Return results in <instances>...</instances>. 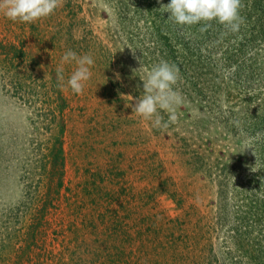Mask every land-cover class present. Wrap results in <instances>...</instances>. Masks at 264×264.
I'll return each instance as SVG.
<instances>
[{"label":"rangeland","instance_id":"1","mask_svg":"<svg viewBox=\"0 0 264 264\" xmlns=\"http://www.w3.org/2000/svg\"><path fill=\"white\" fill-rule=\"evenodd\" d=\"M133 3L60 0L32 23L0 10V264H264V217L249 233L230 223L264 153V122L251 128L255 103H243L235 67L222 61L239 33L216 20L210 37L187 31L200 45L188 66L197 81L179 75V119L155 128L130 106L143 95V69L161 60L187 69L155 50ZM240 10L255 36L244 52L230 50L255 59L246 78L262 102L264 0ZM69 49L95 61L79 94L67 86L75 61L63 80L57 73Z\"/></svg>","mask_w":264,"mask_h":264},{"label":"clouds","instance_id":"2","mask_svg":"<svg viewBox=\"0 0 264 264\" xmlns=\"http://www.w3.org/2000/svg\"><path fill=\"white\" fill-rule=\"evenodd\" d=\"M59 3L60 0H0V10L12 21L32 23L52 14ZM162 7L168 13V19L180 26L216 20L220 24L230 26L232 31H237L242 21L239 14L240 0H169L167 4H162ZM137 59L140 60L139 57ZM72 61H75L77 67L68 77L67 86L79 94L91 78V66L95 61L91 54L78 55L71 49L67 50L61 58V66L57 68L61 80L63 64ZM143 71L144 75L140 77L143 95L136 97L135 103L130 105L132 112L151 121L155 128L167 129L170 124L178 121L177 108L184 103L183 97L173 88L179 79V68L161 60ZM115 75L119 80L120 74ZM159 110L168 114L167 120ZM248 148L253 149V146L251 142L245 141L243 151ZM257 170L259 168L255 171Z\"/></svg>","mask_w":264,"mask_h":264},{"label":"trees","instance_id":"3","mask_svg":"<svg viewBox=\"0 0 264 264\" xmlns=\"http://www.w3.org/2000/svg\"><path fill=\"white\" fill-rule=\"evenodd\" d=\"M132 1L134 2L133 5H135V7L137 6V9L144 8L145 10L144 19L150 27V33L152 41L155 45V50L161 55L169 57L170 59L172 58L177 63L182 62L183 66H185L187 70L179 72V75L180 78L184 77L183 75L188 73V66L194 65L196 62L199 63L200 59V56L196 55L199 52L200 45L198 44V41H192L188 38V32L193 34L199 30H204V36L210 37V34L214 30L219 31L220 26H218L214 20L203 24L201 27H199V24L202 21L198 24L187 26L177 25L173 22V20L168 19V13L165 12V9L162 7V4H167L169 0ZM141 1H143L144 4H142ZM241 2L242 0H240V6ZM239 14L242 17L240 27L237 30L240 40L237 41L236 45H229V43L226 45L223 52L225 55H223L222 61L229 66L234 65L235 69L231 83L234 86V90L238 89L239 95L243 98V103H255L257 116L254 117V122L250 126L251 128H257L264 122V101H260L258 92H253V81L251 82V79L248 80V78H246L247 71L253 70L255 59L243 58V56L236 55L238 53H232L234 51H239L237 50V47L241 46V52H244V50L247 49L245 46H249L251 44V38L255 36L252 30L247 27L248 18H246V14H244L241 10L239 11ZM223 25L224 24H221V26ZM260 33H264V30ZM201 42L203 41H200L199 43ZM216 65L217 63H212L210 66L213 67ZM256 73L254 74L255 78L258 76ZM197 76V73H188V81H197ZM216 76L217 75L212 74V78ZM213 81L215 83H219V80ZM191 85L193 87H197V83H191ZM61 130H63L62 127ZM55 156L60 157L59 159L62 163L63 147L60 142L58 143ZM259 160L262 168L257 171H250V173L246 176V180H244L246 181L245 184L249 187L244 200L241 201V203L238 202L232 205L230 210L232 212L230 219L231 227L233 230L240 231L242 234L243 232L249 233L248 230L252 229V224L256 222L260 223L261 218L264 217V164L262 163V160H264V153L259 154ZM60 184L61 181L58 182V186ZM33 226V230L36 232L35 229H39V226L35 222Z\"/></svg>","mask_w":264,"mask_h":264}]
</instances>
